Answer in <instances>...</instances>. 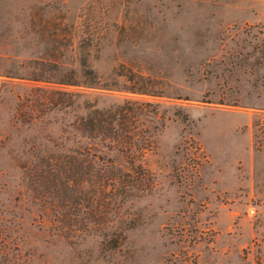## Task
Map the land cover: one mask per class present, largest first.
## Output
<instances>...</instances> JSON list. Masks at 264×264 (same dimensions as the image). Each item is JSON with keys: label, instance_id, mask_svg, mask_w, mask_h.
Instances as JSON below:
<instances>
[{"label": "rangeland", "instance_id": "1", "mask_svg": "<svg viewBox=\"0 0 264 264\" xmlns=\"http://www.w3.org/2000/svg\"><path fill=\"white\" fill-rule=\"evenodd\" d=\"M0 264H264V0H0Z\"/></svg>", "mask_w": 264, "mask_h": 264}, {"label": "trees", "instance_id": "2", "mask_svg": "<svg viewBox=\"0 0 264 264\" xmlns=\"http://www.w3.org/2000/svg\"><path fill=\"white\" fill-rule=\"evenodd\" d=\"M89 74H90V71H88V74H85L84 76L87 78V80H89L87 84H92V81L90 79V78H92V75H89ZM58 93L62 94L63 92L59 91ZM89 113L90 114L88 115V132H90L92 135H94L95 133L104 134V130H112L113 129V126L107 125L108 123H110L109 119L105 120V118H103L101 116V113H103V112L98 111V110H92ZM117 118H119V119L125 118L126 119V115L121 110H119V111L117 110L116 113L114 112L111 115V119L113 121H116Z\"/></svg>", "mask_w": 264, "mask_h": 264}]
</instances>
